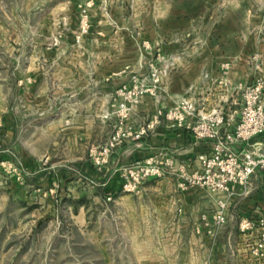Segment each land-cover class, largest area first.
I'll use <instances>...</instances> for the list:
<instances>
[{"label":"rangeland","instance_id":"1","mask_svg":"<svg viewBox=\"0 0 264 264\" xmlns=\"http://www.w3.org/2000/svg\"><path fill=\"white\" fill-rule=\"evenodd\" d=\"M148 107L169 109L170 121L191 130L222 120L226 134L249 110L258 123L264 113V0H0V264H139L137 256L154 249L180 252L168 264H264V215L246 218L239 226L251 221L243 229L249 231H237L236 211L247 198L235 191L180 180L181 188L200 185L203 194L196 230L220 200L232 203L234 227L223 228L226 222L212 232H223L221 258L208 257L209 227H201L207 231L199 237L191 228L181 232L177 246L158 243L156 225L146 227L137 205L148 182L169 172L201 171L202 162L199 168L172 158L119 164L113 174L122 190L130 168L165 171L140 184V193L124 190L133 195L121 200L100 194L105 181L81 175L78 163L46 161L68 154V138L88 124L90 164L104 167L111 150L141 128L136 110ZM104 134L107 145L94 146ZM228 145L237 156L251 153L264 161V135ZM27 156L43 158L36 173L28 171L34 165ZM69 167L76 175L39 186L43 181L35 176L70 173ZM78 185L93 190L84 200L92 216L84 231L66 206L77 199L70 188ZM246 186L264 187L262 162ZM50 187L59 189L47 195L57 206L45 212L43 191ZM25 196L37 210L23 208ZM249 198L259 205L258 196Z\"/></svg>","mask_w":264,"mask_h":264},{"label":"crops","instance_id":"2","mask_svg":"<svg viewBox=\"0 0 264 264\" xmlns=\"http://www.w3.org/2000/svg\"><path fill=\"white\" fill-rule=\"evenodd\" d=\"M168 110L167 108L149 107L137 109L135 112L136 119L140 121V126L145 127L147 131L140 137L132 136L125 139L124 142L118 143L116 148L111 150L108 156V164L104 165V167L90 164L91 159L89 148L91 146L89 142L88 124L87 128L83 125L78 130L80 131L78 134L68 138V144L66 145L69 150L68 154L62 155V157L56 154H50L46 157V161L50 162L52 165L60 163L62 160L65 162L78 163L80 165V169L78 170H81V172H78L81 175H88L95 177L100 181H105V186L100 194H103L104 196L112 194V196H118L121 200L125 199V197H129V195H133V193L122 190L123 182L115 174H113L116 166L119 164L136 159L149 163L152 160H155V158H172L176 164L187 163L194 168L201 167V160L199 156L202 153L209 151L206 150V148H210L211 145H213V140L198 138L195 136V132L187 128L185 125H181L177 121H170L166 116L168 115ZM100 137L101 138L94 140L93 145L103 148V146L107 145V137L106 134ZM100 152L102 153V151ZM42 160L43 158L41 156H27L26 163L34 165L29 166L28 171L36 173V171H38L36 170V167L38 165L40 166ZM69 168L72 170L70 172L72 176L69 172H66V170L60 171L61 173H59L58 170H54V172L50 175H42V177L37 175L35 177L43 181L39 184V186H44L46 184L57 186V182L61 181L63 175H66L65 179L76 175L74 173V170L76 171V169L72 167ZM182 177L181 172H169L164 176L149 181L147 187L144 188L143 194L138 196L139 201L137 210L140 212L142 217H145L144 219L146 221L147 228L153 226L154 224L156 225L158 228V238L156 241L163 245H179L182 240L181 232L182 236H184V232H186L189 228H191L193 234L198 237L207 231L205 229L203 232H198L195 227L196 220L199 219L197 212L199 211L200 197L203 196V194H201V190H199L200 185L181 188L179 185ZM244 187L245 189H243ZM247 187L248 186H239L238 189L235 190L237 194L246 196L247 198V200L243 202V204L239 206V209L236 211L238 215L236 216L237 226L235 227L237 231L242 234L249 230L245 231L241 229L239 226L240 222H243L246 218L249 219L255 215H264V187H249V189H247ZM38 189L42 191V188L39 187ZM55 189L57 191L60 189V193L64 192L63 186L59 189L50 187L49 191H43V201L45 202L41 205V207L45 208V212L50 211L53 208L52 206H57L53 197H47V195L51 196L50 191ZM44 190L46 189L44 188ZM70 191L72 197L77 198L75 201H71V203L66 205L67 210L70 211L72 223L73 225L76 224L77 226H81L83 231L88 230L87 227L91 223L90 219L92 216L89 215L88 212L90 207L86 201L84 202V200L88 199L90 191L93 190L78 185L75 188H70ZM18 193H21V191ZM249 195L254 197L258 196L259 205L255 204V202L251 203V201L256 200H251ZM235 198L236 197H233L232 199L235 200ZM23 199V208L30 207L37 210V204L28 200L29 198L27 196ZM79 200H81L82 203L79 202ZM231 206L232 203L228 204L226 209L228 221L223 226L225 229H228V227H234V225H232V221H234L235 211L230 208ZM181 207L183 209L182 216L178 214V209ZM119 210L125 212L126 208L120 207ZM257 212L259 214H257ZM34 220L36 221V219ZM38 221H36V223H38ZM215 227L216 226L212 225L211 230L213 231ZM261 228L264 229V225H262ZM209 230L210 229H208V232ZM209 233V237H211L209 240L211 252L208 257H223V255H218L217 252L218 246H220V242H218V240L223 232L220 231L213 234L211 232ZM147 234H149L148 230L144 235L148 236ZM139 235L144 236L142 233ZM179 254L180 252L178 251L176 254H170L168 251L154 249L146 250L140 253L137 256V259L139 260V264H168L170 259L180 257ZM197 257L200 258V252H195L194 258Z\"/></svg>","mask_w":264,"mask_h":264},{"label":"built area","instance_id":"3","mask_svg":"<svg viewBox=\"0 0 264 264\" xmlns=\"http://www.w3.org/2000/svg\"><path fill=\"white\" fill-rule=\"evenodd\" d=\"M250 111V110H249ZM244 112L243 123L239 125L237 130H230L222 133L223 124L219 122L216 125L209 126L206 123L196 124L192 127L195 136L198 138L212 139L213 149L202 153L199 157L203 165L201 171H195L192 174L182 173L183 178L188 182L205 183L213 191H222L227 194L234 193L238 185L246 186L255 173L256 167L264 161L256 159L251 153L237 156L230 150L229 143H236L242 145L245 140L249 139L251 135L260 134L264 135V113L258 123L252 121V112ZM147 130L145 127L135 130V136L140 137ZM120 135V134H118ZM125 135V134H124ZM113 144V142H112ZM108 150V149H107ZM136 169V168H135ZM165 171L159 167L150 168L141 166L136 171L131 169L122 174L126 179L123 189L126 191L141 192L140 184H142L150 176L164 175ZM227 203L225 200H220L218 208L212 213H203L201 215V222L203 225L198 224V232L201 227H209V232H213L212 225H221L226 223L227 220ZM182 207L178 209V214L182 215ZM264 222V218L262 219ZM242 229L249 228L251 221L247 222L246 226L241 224ZM264 240V233L262 234Z\"/></svg>","mask_w":264,"mask_h":264}]
</instances>
